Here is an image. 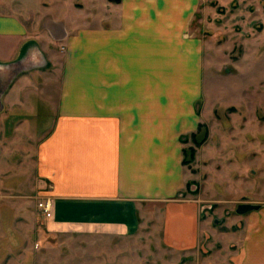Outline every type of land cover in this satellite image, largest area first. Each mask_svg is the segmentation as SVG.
Returning <instances> with one entry per match:
<instances>
[{
	"label": "crops",
	"instance_id": "obj_1",
	"mask_svg": "<svg viewBox=\"0 0 264 264\" xmlns=\"http://www.w3.org/2000/svg\"><path fill=\"white\" fill-rule=\"evenodd\" d=\"M48 1L0 0V192L33 175L52 229L116 235L163 204L167 240L189 242L199 207L178 199V139L195 128L201 71L188 22L170 17L181 2L122 0L95 24Z\"/></svg>",
	"mask_w": 264,
	"mask_h": 264
},
{
	"label": "rangeland",
	"instance_id": "obj_2",
	"mask_svg": "<svg viewBox=\"0 0 264 264\" xmlns=\"http://www.w3.org/2000/svg\"><path fill=\"white\" fill-rule=\"evenodd\" d=\"M175 1L183 10L170 17L188 22L181 38L199 54L201 71L195 128L178 139L185 178L178 199L199 207L193 238L167 240L163 204L146 210L134 235L54 230L38 210L31 175V186L0 192V230L9 232L0 231V264H264V0ZM60 2L95 24L117 10L111 0ZM244 203L259 209L237 214Z\"/></svg>",
	"mask_w": 264,
	"mask_h": 264
},
{
	"label": "built area",
	"instance_id": "obj_3",
	"mask_svg": "<svg viewBox=\"0 0 264 264\" xmlns=\"http://www.w3.org/2000/svg\"><path fill=\"white\" fill-rule=\"evenodd\" d=\"M53 208V202L50 199H43L38 203L39 212L45 216H50Z\"/></svg>",
	"mask_w": 264,
	"mask_h": 264
},
{
	"label": "water",
	"instance_id": "obj_4",
	"mask_svg": "<svg viewBox=\"0 0 264 264\" xmlns=\"http://www.w3.org/2000/svg\"><path fill=\"white\" fill-rule=\"evenodd\" d=\"M113 2H119L120 0H111ZM259 209V206L256 205H252V204H248V203H244L241 204L237 207V214L239 215H245L254 211H257Z\"/></svg>",
	"mask_w": 264,
	"mask_h": 264
}]
</instances>
